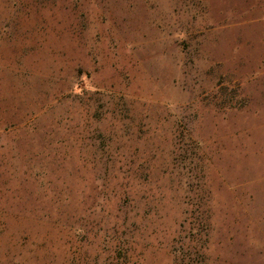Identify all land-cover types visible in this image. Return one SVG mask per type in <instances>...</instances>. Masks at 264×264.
<instances>
[{
  "label": "rangeland",
  "instance_id": "rangeland-1",
  "mask_svg": "<svg viewBox=\"0 0 264 264\" xmlns=\"http://www.w3.org/2000/svg\"><path fill=\"white\" fill-rule=\"evenodd\" d=\"M0 264H264V0H0Z\"/></svg>",
  "mask_w": 264,
  "mask_h": 264
}]
</instances>
